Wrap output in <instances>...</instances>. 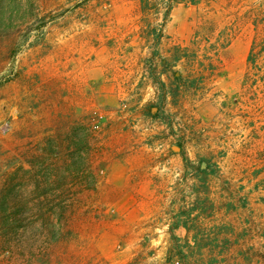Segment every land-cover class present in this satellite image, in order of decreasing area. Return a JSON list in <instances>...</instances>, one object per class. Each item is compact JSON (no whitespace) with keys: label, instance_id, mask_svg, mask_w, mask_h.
Listing matches in <instances>:
<instances>
[{"label":"rangeland","instance_id":"rangeland-1","mask_svg":"<svg viewBox=\"0 0 264 264\" xmlns=\"http://www.w3.org/2000/svg\"><path fill=\"white\" fill-rule=\"evenodd\" d=\"M263 17L264 0H0V264H165L177 221L200 247L170 264H264V55L246 77ZM206 21L236 35L172 98L158 82L201 71L172 48Z\"/></svg>","mask_w":264,"mask_h":264},{"label":"trees","instance_id":"trees-1","mask_svg":"<svg viewBox=\"0 0 264 264\" xmlns=\"http://www.w3.org/2000/svg\"><path fill=\"white\" fill-rule=\"evenodd\" d=\"M176 3H186L189 5H199L202 0H173ZM209 1V0H207ZM171 8L169 5L168 9ZM256 35L252 39L250 49L247 55V65L248 72L246 77L249 79L253 70L259 69V61L264 55V17L261 19H254L252 21ZM236 29L234 27H224L219 30L218 33H215L214 24L211 22H205V24L200 27V30H197L192 38L189 41V44L186 46H174L172 48V55L169 59L172 63H178L182 59L185 60L188 64H196L200 67L201 71L195 75L194 73H188L187 76L181 77L178 72L174 73L176 83L167 86L163 82H158L160 89L165 90L166 94H169L170 97L175 98L180 93L187 92H197L201 89V85L205 80L215 76L216 70L221 66V54L227 47L230 45L231 41L236 35ZM164 63V62H163ZM167 88V89H166ZM194 94V93H193ZM155 110H159L156 106L152 107ZM93 183L98 181L96 176L91 177ZM183 226L186 227V223H183ZM174 227H172L173 229ZM174 242H179L178 239L172 238ZM184 245L186 248H189L187 240H185ZM185 247L177 246L176 243L171 248L170 252H174V256H177L181 262H186L190 257L187 252L184 251ZM172 255L166 258V263L169 264L172 261Z\"/></svg>","mask_w":264,"mask_h":264},{"label":"crops","instance_id":"crops-1","mask_svg":"<svg viewBox=\"0 0 264 264\" xmlns=\"http://www.w3.org/2000/svg\"><path fill=\"white\" fill-rule=\"evenodd\" d=\"M183 223H184L183 221H177V222L173 223L171 225V227H170V231H176V230H180V229H182L184 231V235L182 237H174V238L178 239L179 242H182V243H184L185 240H187V242H188V244L190 246H189V248L188 247L187 248L185 247L184 248V251L187 252L188 256L190 257L189 254H192L191 250H194V248H196V247H200V246H198V243H199L200 240L198 239L197 232L195 233V231H194L195 229L193 227H191L187 222H185L186 223V227H184L183 226ZM172 227H174V228L172 229ZM173 245H172V247H173ZM171 248H170V250H171ZM170 255H172L174 257V255L172 254V252L169 251L168 256H170ZM173 257H172V261H173ZM179 262L181 263V261H179ZM210 262H214L215 263L216 262V259H212V261H210Z\"/></svg>","mask_w":264,"mask_h":264}]
</instances>
